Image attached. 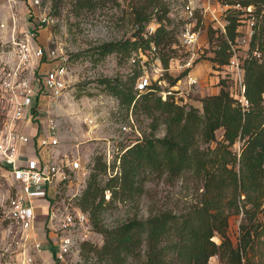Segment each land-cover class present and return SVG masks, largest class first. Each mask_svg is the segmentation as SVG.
Returning <instances> with one entry per match:
<instances>
[{"label": "trees", "instance_id": "obj_1", "mask_svg": "<svg viewBox=\"0 0 264 264\" xmlns=\"http://www.w3.org/2000/svg\"><path fill=\"white\" fill-rule=\"evenodd\" d=\"M53 1L57 11L63 0ZM69 1L75 14L105 2ZM224 1L242 7L230 8L224 32L213 22L207 25L215 39L209 57L218 71L230 60V41L236 43L242 34L245 21L241 13L253 5L248 12L254 18L253 33L242 60L246 106L232 92L227 76L219 80L218 91L201 97V106L176 96L177 89L162 98L158 83L150 82L139 90L137 83L143 74L139 62L128 74L98 78L102 90L117 98L124 119L134 122L144 114L151 118V128L132 142H121L111 161L113 169L118 166L114 174H108L106 151L93 156L86 185L74 202L89 214L103 243L82 240L75 264H208L215 255L219 264H264V58L254 54L256 49L264 54V0ZM128 7L131 35L92 44L75 54L99 61L115 53L121 62L136 52L155 50L169 69L170 60L178 53L176 44L181 43L183 17L177 18V27L173 25L167 0H128ZM152 19L157 21L155 31L145 36ZM167 75L175 85L182 73ZM161 124L165 125L163 136L157 134ZM237 142L241 143L239 151ZM183 175L201 184L195 201L186 208L152 205L145 217L136 214L113 225L105 222L109 205L117 200H137L147 192L148 181L174 183ZM106 189L111 190L108 200ZM62 195L57 193L59 198ZM234 213L243 214L236 240L229 232Z\"/></svg>", "mask_w": 264, "mask_h": 264}, {"label": "rangeland", "instance_id": "obj_2", "mask_svg": "<svg viewBox=\"0 0 264 264\" xmlns=\"http://www.w3.org/2000/svg\"><path fill=\"white\" fill-rule=\"evenodd\" d=\"M167 1L170 6V16L174 19L173 25L177 27L176 21L181 15V3L184 0ZM192 1L195 4H208L210 1L216 3L217 0ZM72 9L69 0H63L57 11H55L53 0H0V61L14 60L11 53L13 35L25 37L28 34L34 46L43 47L42 61L45 62L46 67L52 66L54 62H64L68 66L66 92L57 99H42L33 126L37 127L39 132L45 133L51 118L54 119L60 138V144L55 147V154H68L69 158H79L88 170L85 177L87 181L92 158L96 153L101 154L106 151L108 144H111L115 152L120 148L121 142L124 140L132 142L144 132H149L151 128V118L144 114L140 115L139 120L135 118L134 122L124 119L118 111L117 98L102 90L98 83L99 77L128 74L139 62L149 82L158 83L162 90L177 89L176 96L182 95L188 103L201 106V97L218 91L221 86L219 80L227 75H223L221 69L218 71L209 57L213 54L215 46V39L207 28V25L212 22L210 15L205 22L200 21L197 25V28L201 30L198 44L191 48L177 43L178 53L170 60L169 69H165L159 53L155 50L136 52L129 59L121 62L118 61L115 53L108 54L99 61H93L84 54L80 57L75 54L92 44L131 35L133 24L129 15L128 0H118V2L105 0L98 8L80 10L79 14L73 13ZM247 11L251 12L249 9ZM229 12L230 8L226 14ZM248 12L241 13L245 24L242 34L235 43L241 60L248 50V45L243 39L247 36L249 25H252L254 21L253 16ZM150 24L156 26V19H152L147 26ZM133 58L137 61L135 62ZM197 58L199 59L195 61ZM187 68H189L187 72H184ZM47 69L44 68L43 71ZM168 73L174 76L182 73V76L175 85H171ZM190 75L196 77V82L190 83ZM231 82L228 77V83ZM162 90H160L161 95ZM79 92L82 93L81 96L77 95ZM87 118H93L94 125L88 124ZM124 125L127 127L124 128ZM91 128L93 131H90ZM220 132L218 130V134ZM164 133L165 125L161 124L157 134L163 136ZM240 144V142L235 144L238 151ZM80 177H84L82 173ZM77 181L78 179L74 176L69 180L68 185L64 184L60 188L69 207L72 205L68 202V198L76 192ZM86 181L80 179L84 186ZM147 186V192L139 196L137 200H117L109 205L104 213L105 222L113 225L136 214L145 217L149 214L152 205L184 209L195 201L199 192L198 186L201 184L195 178L183 175L174 183L152 180L147 182ZM6 201V185L0 181V216H2V204ZM43 203L46 201L44 200ZM45 212L44 208L39 210L36 222L37 238L42 242L43 249L39 251L33 240L29 242V249L35 257L34 264H75L80 259L77 248H74L64 259L55 258L52 253L51 246H54L56 235L49 227V219L46 218ZM242 217V213H234L230 216L229 232L234 240L239 234ZM92 229L85 239L102 244L103 235L93 226ZM215 238L217 241L220 240L218 236ZM12 239L14 237L9 235L6 226L0 225V264H18V257L14 251L16 245L9 247ZM208 264H219V257L212 256Z\"/></svg>", "mask_w": 264, "mask_h": 264}, {"label": "built area", "instance_id": "obj_3", "mask_svg": "<svg viewBox=\"0 0 264 264\" xmlns=\"http://www.w3.org/2000/svg\"><path fill=\"white\" fill-rule=\"evenodd\" d=\"M232 7L241 8L242 5L224 0H217L216 3L210 1L208 4H195L192 0H184L181 3V17L184 19L180 34L181 43L191 48L198 44L201 34V30L197 28L199 18L201 22H205L208 15L213 24L224 32L228 22L226 12ZM247 9L252 10V4L248 5ZM252 25H249L247 36L243 39L247 45L253 33ZM155 27L154 24L147 26L145 35L153 33ZM11 41L14 60L0 61V181L7 189V201L2 204L0 225L6 226L9 235L14 237L9 242V247L16 245L13 249L18 257V264H34L35 257L29 249V242L33 240L39 251L43 249L42 242L37 238L36 222L39 210L44 208L49 227L56 235L51 251L55 258L64 259L74 248L78 250L80 240L88 237L93 230L89 214L74 202L84 188L80 179L86 181L88 170L79 158H69L68 154H55V147L60 144V138L53 118L45 133L39 132L37 127L33 126V121L37 117L43 98L57 99L66 92L68 66L64 62H54L52 66L46 67L42 61L43 47L34 46L28 34L25 37L13 35ZM229 50L230 60L221 72L232 81V92L241 104L246 106L248 99L242 60L232 41ZM254 54L264 58V54L258 49ZM44 68H48L47 71L44 72ZM189 77L190 83L196 82V77ZM148 83L149 78L142 74L137 87L142 90ZM173 90H162L163 98ZM86 121L94 125L93 118H87ZM126 127L124 125V128ZM90 131H93V128ZM106 156L108 174L111 175L118 170V166L114 169L111 166L114 158L111 144H108ZM81 173L84 177H80ZM74 176L78 179V186L76 192L68 198L72 205L69 207L64 196L59 198L57 193H61V182ZM68 183L69 181H66L64 184ZM105 196L110 198V189L105 190ZM44 200L46 203H43Z\"/></svg>", "mask_w": 264, "mask_h": 264}]
</instances>
